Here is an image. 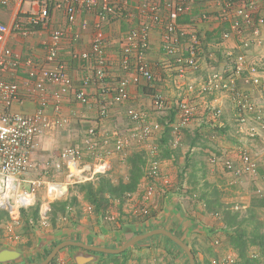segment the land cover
Wrapping results in <instances>:
<instances>
[{"label": "crops", "instance_id": "1", "mask_svg": "<svg viewBox=\"0 0 264 264\" xmlns=\"http://www.w3.org/2000/svg\"><path fill=\"white\" fill-rule=\"evenodd\" d=\"M143 1L159 6L162 17L160 23L152 22L148 13L139 8ZM180 1L168 0L169 6L173 7ZM253 1L255 2L252 12L254 20L264 19V0ZM127 2L128 8L122 12L124 15L110 16L102 22L97 17L95 9L88 10L76 5L75 21L69 23L63 8H50L47 21L34 28L28 25L27 17L38 10L35 1L7 0L5 5L0 4V22L11 29L5 36L4 42L0 43V55L4 48H9L12 52V61L14 59V65L2 72V75L7 81L18 85V100L9 107V110L22 114L42 111L46 125L37 137V147L32 160L37 166V172L41 171L46 181L56 184L64 183L70 170L65 163L58 171L54 169V164L59 160V154L63 148L78 146L84 149L82 141L89 128L95 130L94 139L97 145L103 148L101 150L112 148L115 134L128 135L135 131V124L130 121L127 110L138 108L147 112L148 121L158 123L159 129L141 142L131 139L126 151L132 152V148L136 145H141L140 149H147L155 142L157 146L164 149L157 158L160 178L155 181V193L150 200L149 209L153 215L149 224L143 225L139 222V217L128 219L122 230L107 233L106 240L100 243H97L93 234L83 226L74 229L73 232L76 233L74 236L82 239L86 244L93 242L92 245L95 246L102 244V247L107 245L108 248H112L110 246L129 240L134 231H145L153 226L150 230L166 229L185 241L195 254L197 264H204L203 259L207 261L208 258L206 250L211 244L205 245L203 238L212 237L216 231L224 232L225 226L222 219H218V223L216 221L215 227L210 226L212 225L210 221L216 218L213 216L211 219L207 213L203 212L205 211L204 201L209 200L212 194L215 198L217 197L222 206L221 213L223 209L237 206L241 209L240 212H243L242 214L248 211L250 214L255 213L257 210V214L264 212V196L257 193L258 190L264 193V180L259 177L264 174V131L260 137H249L245 130L255 123L253 115H250L247 126L242 128L237 121L229 94L201 93L198 86L207 74L230 66L227 52L244 51L257 63L261 85L264 88V47L244 48L240 45L241 35L231 30V20L235 18L233 13L228 18L221 16L222 5L226 0H193L189 10L178 17L176 24L181 52L184 55L190 39L192 37L199 39V69L188 70L185 74L179 75L174 58L167 55L162 48L163 21L168 11L167 0H127ZM83 22L87 23L85 28H82ZM14 23L26 26L27 30L12 29ZM98 23L101 24L100 29L104 32V53L107 58V74L102 81L93 76L94 58L82 60L75 55L90 49ZM143 24L149 26L147 32L149 46L145 52V60L153 78L150 82L143 79L138 83L130 82L129 98L118 101L115 98L118 80L131 79L134 75L133 65L128 70L120 67V52L126 42L127 33L131 29L141 28ZM258 27L261 37L264 38V23L259 24ZM55 30L62 32V38L57 47V58L49 61L48 47L52 32ZM250 30L251 28L246 29L244 38L250 37ZM224 32L230 33L229 38L225 40L221 37ZM59 65L72 79L74 88L81 89L88 99L87 103L82 104L75 100L72 93L62 97L60 114L67 120L63 126L56 125L54 99L50 96L52 92L59 89V86L47 84V92L44 96L39 92L32 93L31 88L35 78L29 76L30 70L39 72L43 68L56 69ZM85 76H89L91 81L83 86L82 79ZM190 83L194 84L193 91L188 90ZM237 85L256 98L257 106L261 113H264L263 94L246 80H237ZM156 94L162 96L166 103V108L160 112L155 111L153 107V98ZM180 101H186L195 107L194 115L182 126L176 117V106ZM101 109L106 110V116H100ZM216 110L220 111L218 115ZM160 115L164 119L159 117ZM176 125L179 128L174 130ZM107 135L110 141L102 145V140ZM178 150L183 152L182 155ZM242 151L247 152L257 163V176L244 172L236 173L235 170L241 165ZM121 155L114 153L105 158L103 161L107 168L100 174H106L111 170L117 159L124 161V156ZM177 155H180L179 161ZM127 159L128 156L126 161ZM226 160L232 163L233 168L225 167ZM84 161L92 165L95 171L99 170L98 164L92 161L89 155L86 154ZM182 170L186 171L183 173L184 178L178 179L177 172ZM61 175L64 176V181H59ZM145 179L141 178L137 191L132 193L133 199L139 196ZM186 189L195 198L194 203H198L197 206L188 200V194H184ZM44 197L43 194L40 199L44 200ZM0 212L4 211L0 210ZM1 228L0 224V233ZM167 239L162 234H156L137 242L128 251L129 264H137L138 255L142 256L146 253L152 254L149 257L152 260H148L151 264H186L184 255ZM51 241L52 239L44 240L41 247H38V252L27 254L0 239V264L25 263V259L30 260L40 256L41 250L47 249ZM214 248L217 250L215 246ZM230 251L233 252L232 249ZM253 251L254 262L251 264H256L260 262L259 250L256 248ZM158 253H161V257L154 255ZM198 255L201 257L198 258ZM72 260L74 264H90L96 261L90 254H86L84 249L75 251L72 254ZM141 263L145 264L144 260H141Z\"/></svg>", "mask_w": 264, "mask_h": 264}, {"label": "built area", "instance_id": "2", "mask_svg": "<svg viewBox=\"0 0 264 264\" xmlns=\"http://www.w3.org/2000/svg\"><path fill=\"white\" fill-rule=\"evenodd\" d=\"M38 6V10L28 15V25L36 27L47 21L50 8H63L69 23L75 21L76 5H80L88 10H96L99 20L106 21L110 16L121 14L128 8L127 0H33ZM193 0H181L175 5L169 6L167 0L166 6L168 11L163 21L162 48L164 52L174 58L175 67L179 75L185 74L188 70L196 71L199 69L198 52L200 42L196 37H192L186 48V54L181 52L179 35L176 21L178 17L187 12ZM238 0H226L222 5L221 16L228 18L233 13L231 20V30L241 35V43L244 48L251 46H263L264 38L261 37L259 24L264 23L263 18L254 20L252 12L255 8L253 0H244L241 3ZM7 0H0V4L5 5ZM139 8L146 11L149 18L154 23H160L162 17L159 13V6L155 3L143 1ZM205 18V16H203ZM87 26L86 22L82 23V28ZM101 24H96V31L92 37L91 46L88 51L76 53V57L82 60L94 58L95 65L93 68V76L102 81L107 74L106 62L107 58L104 53V32L100 29ZM148 25L143 24L139 29H131L126 35V42L122 46L120 52L119 64L124 70H128L132 65L134 75L131 79L121 78L118 80L115 89V98L118 101H125L129 98L128 86L130 82L138 83L140 80L150 82L153 78L152 72L145 60V52L149 46L148 41ZM13 28H21L26 31L27 27L20 23H14ZM251 28L250 37L244 38L246 29ZM10 27L0 22V43L4 42L5 36L11 30ZM229 32L222 33L223 40L229 38ZM62 38V32L55 30L52 32L51 41L48 47L49 61L57 58V47ZM0 55V210L5 211L12 221L17 222L21 209H28L35 204L43 195L44 190L49 199H59L64 194L70 192V188L64 193H60L58 185L71 183L72 186L79 182L93 179L94 176L104 173L107 165L104 159L115 154H122L127 149L131 139L139 142L148 139L153 132L159 129V124L148 121L147 112L138 108H129L127 115L135 124V131L128 135L115 134L113 138V147L105 150L98 146L94 136L95 130L89 128L86 137L82 143L85 147L81 149L78 146H68L61 150L59 160L55 162L54 169L58 171L62 164L71 167L66 175L64 183L56 184L48 182L44 179L43 173L36 170V164L32 160V155L37 147V137L46 125V120L41 110H37L32 114H22L20 112L10 111L9 107L18 100V85L14 82L7 81L2 72H5L10 66L14 65L12 61V52L9 48H4ZM229 57L230 66L225 67L221 71H213L200 82L199 91L201 93H227L231 96L236 117L241 127L247 126L250 115H253L254 124L246 128L249 137H260L264 131V113L257 106L254 97L247 92L241 90L237 85V80L243 79L249 82L258 92L264 96V88L261 85V76L259 74L257 63L250 59L246 52H232L226 54ZM29 76L34 77L31 92H39L43 96L46 95L47 84H57L59 89L51 93L54 99V111L57 114L56 125L63 126L67 120L60 114V106L62 97L67 93H72L75 100L82 104L88 102V99L81 89L74 88L72 79L66 74L64 69L59 65L56 69H40L29 71ZM91 78L85 76L82 79L83 86L88 85ZM188 90H194V84L188 85ZM153 107L155 111L160 112L166 108V103L162 96L155 95L153 98ZM176 117L178 123L182 126L186 124L195 113L194 105L180 101L176 106ZM220 111L216 110L218 115ZM101 117L107 115L105 109L99 112ZM179 128L175 126L174 130ZM110 141L107 135L102 140V145L108 144ZM149 158L147 165V177L150 181L160 178L159 162L156 159V147H149ZM89 155L92 161L98 164V167L104 166L102 170L95 171L93 166L84 161L85 156ZM227 169L233 168L229 160L224 162ZM236 173H247L257 176V163L247 153H241V165L237 168ZM264 180V174L259 175ZM148 187L144 193V198L152 195L153 185L148 182ZM260 196L264 193L257 191ZM47 206V204H46ZM90 209V208H88ZM47 210L49 211L48 207ZM44 208L41 210L42 221L46 224L47 215ZM139 214L146 215L148 209L142 206ZM17 239L18 236H12ZM213 264H234L233 258L227 256L223 260H213Z\"/></svg>", "mask_w": 264, "mask_h": 264}, {"label": "rangeland", "instance_id": "3", "mask_svg": "<svg viewBox=\"0 0 264 264\" xmlns=\"http://www.w3.org/2000/svg\"><path fill=\"white\" fill-rule=\"evenodd\" d=\"M201 95L204 96V94H201ZM159 117L164 119L163 116H161V115ZM157 119H158V117H157ZM163 123H164V121H163ZM159 142L161 143L160 140H159ZM142 144L145 145V143H142ZM139 146H141V145H136L135 147L133 146L134 148H132V152H130V151L127 152L125 150L126 153L123 152L124 157L122 156L123 159H125V160L121 161V160L117 159L113 168L106 173L107 176L110 177V179L113 182H117L120 178L125 179L126 175H127L126 157L127 156L129 157L134 152H140V150H144L143 154L145 157V164L143 166V172H144L143 177L146 179H145V182L143 183V185L141 186L142 189H140L141 190L140 194H139V196H137L136 199L135 198L133 199V194H127L125 199H124L125 201L121 205H119L117 200L113 201L112 205L107 209L105 215L98 217L95 214H93L91 205L88 204L83 199L82 194H80L77 191L76 184L74 186L70 187L71 190L69 193L64 194V196L60 197L59 199H54V198L49 199L45 193L46 190H44L43 194L45 195V197H44L45 199L42 200V198H41L40 200H37V204H35V206L39 205V212H38V217L36 218V220H34V219L31 220L28 223L29 225H27L26 221L22 218V216H19V219L17 220V222L12 221L11 218H9V217L7 218L6 216H2L0 218V224L2 226V228H1L2 232L0 233V239L2 241H4L5 243L12 244L16 248L20 249L23 252H26L27 254H31V253L34 254V253L38 252V247H41L44 240L50 241L52 239V241L49 244L51 246L53 244L52 243L53 240H57V239H60L62 237H66V234L63 233L64 231H62V229L64 227L70 226L71 223H75V227H74L75 229L78 226H80V227L83 226L89 232H91L93 234V237L96 239L97 243H100V242H104L106 240V234L107 233H112L113 231L122 230L123 226H125V224H127L128 219H136V217H140L139 216L140 214L138 212H139V209L142 208V206L147 207L148 214H149L150 213L149 208H150V204H151L150 200H151L153 194L155 193V181L158 179H156L154 181H150L149 178L147 177L146 169H147L148 158H149V156H148L149 151L148 150H150V149L149 148L140 149ZM151 147H156V150H157L156 159H157L159 157V155L162 154L164 149L161 146L160 147L157 146L156 142L151 144L150 148ZM178 152L181 155L183 153L181 150H178ZM177 156H178L177 160L179 161L180 155H177ZM103 168H104V166L99 167L100 170H102ZM184 172H186V171L182 170V172H179V171L177 172L178 179L184 178V174H183ZM60 180L64 181L63 175H61L59 181ZM146 181L152 182V185H153V191H152L153 193L147 199L144 198V193L148 187V185H147L148 183ZM186 190L187 191H185L184 194H186V195L188 194L189 195L188 200L189 201L191 200L194 203L195 198L192 196V194L190 195V192L188 189H186ZM166 191H168V190H166ZM161 192H163V191H161ZM164 193H165V191H164ZM71 197L77 198V204L69 205L66 209L65 214L58 216L56 218L54 224L52 225L50 223V217H51L50 203L54 200H65L66 198L70 199ZM212 200H214V201L217 200V203H219L217 198L213 197ZM46 204H47V206H46ZM195 204H196V206L198 205V203H196V202L194 203V205ZM204 204H205V201H204ZM47 207H48L49 211L47 210ZM42 208H44V210H47L46 211V215H47L46 224H44L42 221V216H41V212H40L42 210ZM88 208H90V209H88ZM204 208H205V211H203V212L207 213L211 219L213 216H215L216 219H212L210 221V223L212 224L210 226L215 227L216 225H214V224L216 223V221L218 219H222V215H223V212L221 213L220 203L218 206H216V205L210 206L209 207L210 210L206 209V206ZM127 210H129V212H127ZM231 210H233L234 212H236V211L240 212L241 209H239V207L237 206V207L231 208ZM257 211H255V213H253V212H251V213H253L255 215V218L257 220L261 221L262 224H264V218H263L264 212L259 211L260 213L257 214ZM242 213L243 212H240V215H242ZM0 215H1V212H0ZM243 215L249 216L250 214H248V212H245ZM128 223H130V222H128ZM217 223H218V221H217ZM261 230L262 231L264 230V225L262 226ZM217 233H218V231L214 232L212 237H204L203 238L205 245L211 244V246L208 248V250H206V254H208L207 255L208 258H207V261H204V259H203L204 264H213L212 263L213 260H216V261L217 260H223V258L225 259L227 256H230L231 258H233L234 264H238V262H240L241 260L238 258L236 251L231 246H229L227 244L226 233L225 232H219L218 234ZM214 234H216V235H214ZM12 236L13 237L18 236V238L14 239V238H12ZM216 239H218V240H216ZM120 246H121V244H120ZM214 246L217 248V250L214 248ZM229 248L232 249L233 252L230 251ZM255 249L256 248L250 247L248 249L247 255L252 257L253 256L252 254H254L253 250H255ZM154 253H156V252H154ZM194 253H199V252L194 251ZM154 255L157 257H161V253L154 254ZM151 256H152V254H147V253L143 254L142 256L138 255V259H137L138 263L137 264H142L141 260H144L145 264H151L148 261V260H152L151 258H149ZM41 257L42 256L33 257V259L39 260V258H41ZM197 257L200 258L201 255H198ZM97 258L98 257H96V259ZM125 258L127 260L126 264H129L130 256H128V252L126 253ZM131 258L135 259L136 257H131ZM184 258H185L186 264H188V260H187L186 255H184ZM53 259H54L53 264H74V261L72 260V256H70L69 251L66 249L58 252L57 256L54 257ZM133 259H131V260H133ZM26 260L27 259H25V261ZM120 261H121V257L117 258L116 261L110 257H107V258H103L100 260H96L95 262L90 263V264H118V262H120ZM259 261L260 262H258L256 264H264V255L262 254V252L259 253ZM20 264H24V263L22 262ZM216 264H218V263H216Z\"/></svg>", "mask_w": 264, "mask_h": 264}, {"label": "trees", "instance_id": "4", "mask_svg": "<svg viewBox=\"0 0 264 264\" xmlns=\"http://www.w3.org/2000/svg\"><path fill=\"white\" fill-rule=\"evenodd\" d=\"M124 15L123 13H121ZM119 15V14H115ZM34 28V27H33ZM127 175L126 178H120L117 182H113L110 177L107 176V174H98L93 177L91 180L79 182L76 184L77 191L82 194L83 199L91 205L92 212L98 217L104 216L107 209L112 205L113 201L117 200L119 205H121L125 200V197L127 194L135 193L138 189V186L140 184V180L143 177V166L145 164V157L143 152H134L132 153L128 159H127ZM100 170V169H99ZM215 198V195L212 194L211 198L205 202L206 209L210 210V206H218L219 203H217V200H212V198ZM217 198V197H216ZM77 204V198L71 197L66 198L65 200H54L50 203V209H51V217H50V223L53 225L56 218L62 214H65L66 209L69 205ZM222 208V206H220ZM219 208V209H220ZM228 208V207H225ZM226 210V211H225ZM225 211V212H224ZM230 208L223 209V215H222V221L224 223V232L226 233V241L229 246H231L237 253L238 258L241 260L238 262V264H251L254 262V256L250 257L247 255L248 249L250 247H256L259 251V253L262 252L264 255V230L262 231L261 228L264 224H262L261 221L257 220L255 218V215L253 213H249V216H244L243 214L240 215V212H232ZM39 212V205H34L28 209H21L20 210V216L26 221L27 225L31 220H36L38 217ZM3 214V215H2ZM152 214H146L139 216V222H141L143 225L149 224ZM2 216L9 217L8 214L4 211L1 213L0 218ZM138 222V221H137ZM75 223H71L70 226L64 227L62 231L66 234V237H62L57 240H53V244L49 246L45 250H41V258L38 259H27L26 262H40L43 259L46 258V256L49 254V252L54 248L58 243L64 241V240H72L75 239L73 236L76 234L74 231ZM153 228V226H151ZM148 227L145 231H134V234L131 236H136L138 234L145 233L147 231H150V228ZM151 228V229H152ZM122 229V228H121ZM75 237V236H74ZM79 239V238H77ZM130 239V238H129ZM80 240V239H79ZM128 239H126L125 243ZM169 240V239H167ZM174 244L176 248L185 255L183 250L179 248L175 243ZM141 242V241H139ZM91 245L93 244L90 243ZM99 246L102 244H98ZM120 244H116L115 246L110 247H119ZM104 247H107V245H104ZM68 250L70 256L77 251V250H83L80 247L76 246H67L61 249ZM130 247H128L125 251L119 254H107V253H98V252H91L88 251V254H94L98 258L97 260L110 257L113 260L116 261L117 258L121 257V261L118 262V264H126V258L125 255L129 251ZM75 250V251H74ZM59 251V252H60ZM87 251V250H85ZM73 252V253H72ZM57 256V254H56ZM55 256V257H56ZM195 258V256H194ZM54 259L49 263L53 264ZM195 263L197 264L196 258ZM88 264V263H84ZM254 264V263H253Z\"/></svg>", "mask_w": 264, "mask_h": 264}, {"label": "water", "instance_id": "5", "mask_svg": "<svg viewBox=\"0 0 264 264\" xmlns=\"http://www.w3.org/2000/svg\"><path fill=\"white\" fill-rule=\"evenodd\" d=\"M70 170H71V167H70ZM156 234H162V235L166 236L169 240H171V242L175 243L179 248H181L187 257L188 264H196L194 254L191 251V249L189 248V246L186 244V242L181 240L180 238L174 236L172 233H170L166 229H153V230L147 231L145 233L138 234L136 236H133L129 240H127L121 246L115 247V248L90 245V244H86L83 241H78V240H64V241L58 243L54 248H52V250L46 256V258L43 259L42 261H40V262H27L24 264H49L52 261V259L56 256V254L61 249H63L64 247H67V246H76V247H80L84 250L91 251V252L107 253V254H119V253H122L123 251H125L128 247L133 246L137 242H139L143 239H146L150 236L156 235ZM90 255H94V254L90 253Z\"/></svg>", "mask_w": 264, "mask_h": 264}, {"label": "bare ground", "instance_id": "6", "mask_svg": "<svg viewBox=\"0 0 264 264\" xmlns=\"http://www.w3.org/2000/svg\"><path fill=\"white\" fill-rule=\"evenodd\" d=\"M71 186H72L71 183L61 184V185H58V187H59L58 190H59L60 193H64Z\"/></svg>", "mask_w": 264, "mask_h": 264}, {"label": "flooded vegetation", "instance_id": "7", "mask_svg": "<svg viewBox=\"0 0 264 264\" xmlns=\"http://www.w3.org/2000/svg\"><path fill=\"white\" fill-rule=\"evenodd\" d=\"M73 238H75V239H72V240H78V241H82V239H80V240H79V239H77V237H74V236H73ZM74 251H75V250H74ZM85 253H86V254H88V251H85ZM89 254H90V253H89ZM86 256H88V255H86ZM90 256H91V257H93V259H94V260H95V259H96V257H97L96 255H95V256H93V255H90ZM88 258H89V256H88ZM96 260H97V259H96Z\"/></svg>", "mask_w": 264, "mask_h": 264}, {"label": "clouds", "instance_id": "8", "mask_svg": "<svg viewBox=\"0 0 264 264\" xmlns=\"http://www.w3.org/2000/svg\"><path fill=\"white\" fill-rule=\"evenodd\" d=\"M27 263V262H26Z\"/></svg>", "mask_w": 264, "mask_h": 264}]
</instances>
